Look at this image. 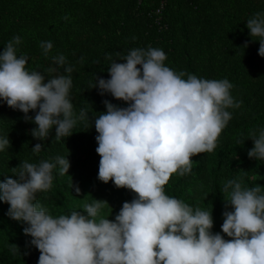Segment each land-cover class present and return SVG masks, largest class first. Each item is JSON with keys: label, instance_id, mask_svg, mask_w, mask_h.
<instances>
[{"label": "clouds", "instance_id": "1", "mask_svg": "<svg viewBox=\"0 0 264 264\" xmlns=\"http://www.w3.org/2000/svg\"><path fill=\"white\" fill-rule=\"evenodd\" d=\"M246 27L252 40L259 41L258 55L264 57V12L252 15ZM21 42L19 35L14 36L0 51V101L37 125L31 132L35 139H48L55 128L54 139L59 141L73 133L78 121L89 119L86 109L74 111L70 96L74 67L65 55L57 54L52 63L65 74L49 78L57 73L51 66L43 72L29 70L28 56L17 55ZM247 46L245 42L243 48ZM40 47L47 58L53 44L41 41ZM105 58L110 61V78L95 74L90 88L128 106L104 100L106 112L94 118L96 152L101 157L98 179L137 195L123 203L114 220L101 215L109 203L97 199L85 203L82 211L53 216L36 202L37 193L52 188L57 165L60 175L68 173L69 160L57 156L55 161L20 163L17 178L0 181V202L9 205V218L26 225L23 233L40 252L38 264H264V187L242 186L239 179L224 184L221 229L230 239L213 233L212 210L193 208L165 194L172 174H190L192 157L217 147L232 119L228 109L242 104L231 95L234 85L227 78L204 79L171 69L159 47L133 48L127 55L115 52ZM30 111L34 118L28 116ZM249 138L254 146L248 157L264 160V128L249 132ZM10 147L8 136H0V151ZM42 149L37 143L32 151ZM75 191L79 194L80 188ZM9 250L20 252L15 244Z\"/></svg>", "mask_w": 264, "mask_h": 264}, {"label": "trees", "instance_id": "2", "mask_svg": "<svg viewBox=\"0 0 264 264\" xmlns=\"http://www.w3.org/2000/svg\"><path fill=\"white\" fill-rule=\"evenodd\" d=\"M162 1L0 0V51L19 35L22 42L17 45V55L28 56L29 70L43 72L50 66L57 67V73L49 78L65 74L51 60L54 55H65L74 67L70 90L74 111L79 114L86 109L89 118L78 121L68 137L56 141L53 128L48 139L40 141L31 134L37 125L26 121L23 112L0 101V136H8L11 142L10 148L0 151V181L17 178L14 175L24 161L39 163L65 157L70 162L68 173L60 175L57 165L52 188L38 192L36 202L58 216L82 211L85 203L95 199L106 200L110 207L105 206L101 215L114 220L123 203L131 202L137 194L98 179L101 157L96 152L94 118L106 112L104 100L120 107L128 105L90 87L95 74L110 78L107 54L121 52L123 56L133 48L159 47L167 55L166 66L204 79L227 78L234 85L231 95L242 101L240 108L228 109L232 119L218 137L217 147L192 157V172L182 177L172 174L164 186L165 194L193 208L212 210L213 233L230 239L221 229L227 199L222 191L224 184L239 179L242 186L264 187V160L248 157L254 144L247 139L249 132L264 128V57L258 55L259 41L252 40L246 27L252 15L264 12V0H165L158 13ZM41 41L53 44L47 58ZM245 42L248 46L243 48ZM28 116L34 118L35 112L30 111ZM239 139H245L244 143L238 144ZM37 143L43 149L34 153L32 148ZM8 208L0 202V264H38L40 252L30 244L32 238L23 233L26 225L9 218ZM11 244L20 252L13 254Z\"/></svg>", "mask_w": 264, "mask_h": 264}, {"label": "built area", "instance_id": "3", "mask_svg": "<svg viewBox=\"0 0 264 264\" xmlns=\"http://www.w3.org/2000/svg\"><path fill=\"white\" fill-rule=\"evenodd\" d=\"M165 2H166L165 0L162 1L161 6H160L159 9L157 10L158 13H161L162 9H163L164 6H165Z\"/></svg>", "mask_w": 264, "mask_h": 264}]
</instances>
